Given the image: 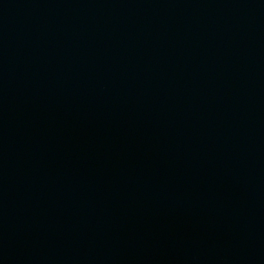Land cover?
<instances>
[{
    "label": "water",
    "instance_id": "1",
    "mask_svg": "<svg viewBox=\"0 0 264 264\" xmlns=\"http://www.w3.org/2000/svg\"><path fill=\"white\" fill-rule=\"evenodd\" d=\"M0 264H264V0H0Z\"/></svg>",
    "mask_w": 264,
    "mask_h": 264
}]
</instances>
